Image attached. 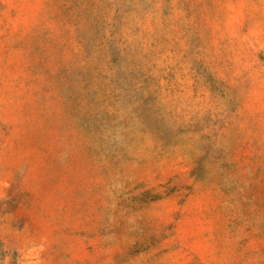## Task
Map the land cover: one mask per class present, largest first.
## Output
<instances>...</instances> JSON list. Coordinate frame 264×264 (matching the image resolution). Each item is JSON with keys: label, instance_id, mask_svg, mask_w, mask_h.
<instances>
[{"label": "rangeland", "instance_id": "1", "mask_svg": "<svg viewBox=\"0 0 264 264\" xmlns=\"http://www.w3.org/2000/svg\"><path fill=\"white\" fill-rule=\"evenodd\" d=\"M0 264H264V0H0Z\"/></svg>", "mask_w": 264, "mask_h": 264}]
</instances>
